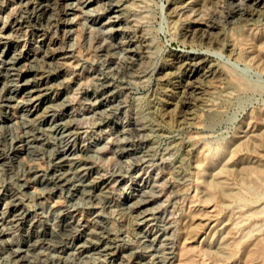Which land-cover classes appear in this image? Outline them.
<instances>
[{
  "label": "rangeland",
  "instance_id": "374dc122",
  "mask_svg": "<svg viewBox=\"0 0 264 264\" xmlns=\"http://www.w3.org/2000/svg\"><path fill=\"white\" fill-rule=\"evenodd\" d=\"M244 3L0 0V264H264V17Z\"/></svg>",
  "mask_w": 264,
  "mask_h": 264
},
{
  "label": "bare ground",
  "instance_id": "6f19581e",
  "mask_svg": "<svg viewBox=\"0 0 264 264\" xmlns=\"http://www.w3.org/2000/svg\"><path fill=\"white\" fill-rule=\"evenodd\" d=\"M241 4V3H240ZM115 7H118V6H116V5H112V9L113 8H115ZM245 7V8H244ZM164 8V7H163ZM76 9H75V7H73V5H71L70 6V8L68 9V12L70 13V12H74ZM238 15H240V20H242V21H250V20H252L253 18H261V17H264V0H245V3L243 4V5H240V7H239V9H238ZM118 13V12H117ZM198 29V28H197ZM206 29V28H205ZM194 30V29H193ZM200 30H201V28H200ZM199 30V31H200ZM205 31H208L209 32V30H208V28H207V30H205ZM195 32V31H194ZM194 32H192V33H190L189 34V36H193L194 35ZM203 32H204V30H203ZM211 34V33H210ZM196 35V34H195ZM204 39V38H203ZM210 39V38H209ZM5 52V50L3 51V53ZM207 52V51H206ZM216 54V53H215ZM204 53H196L195 54V60H193L192 62H193V64L195 65L194 67H195V69L191 72V74L190 75H188V77L186 78V85H184V86H182V89H183V91L185 92V91H189V89H192V91L194 92V89L196 90L198 87V85L196 86V84L198 83V80H199V70H201V68L204 66V62L202 61L203 60V58H204ZM23 59H25L24 58V56L22 57V54L21 55H19V57H16V58H13L11 61H9V62H7V64H6V67L8 68V69H11L12 70V68L14 69L15 67H19V66H21V63H22V61H23ZM192 62H191V64H192ZM187 64V63H186ZM188 65V64H187ZM189 68V67H188ZM37 78V77H36ZM13 81V80H12ZM42 82L40 81V80H38V78L36 79V80H34V82H30V81H27V85H29L28 87H31V86H33V85H35V90H32V88L30 89L29 88V90H26L25 91V95L26 96H28L29 98H32V100L34 101H40L41 99H40V97H41V92L43 91V89L41 88V86H39L40 84H41ZM200 83V82H199ZM36 84H39V85H36ZM184 84V83H183ZM12 86V85H11ZM181 87V86H180ZM16 91V90H15ZM39 92V94H37ZM14 93H16V92H14V90H12L9 94L11 95V97L12 98H16V96H17V93H16V96H15V94ZM19 93V92H18ZM36 93V95H34ZM20 94V93H19ZM186 94V93H185ZM9 95V96H10ZM13 95V96H12ZM188 95V94H187ZM186 95V96H187ZM10 98V97H9ZM11 98V99H12ZM17 99V98H16ZM16 99L14 100V101H16ZM34 101V102H35ZM48 101V100H47ZM10 102V101H9ZM40 103V102H39ZM34 111L33 110H30V109H28L27 111H26V114L24 115V119H26V120H28L30 117H31V115H32V113H33ZM63 117V116H62ZM63 121V120H62ZM5 122V121H4ZM64 128V127H63ZM13 140H16V142H18V140L19 141H22L21 139H18V138H15V139H13ZM24 141H26L27 142V144L29 145L30 144V140L27 138V136H26V138L24 139ZM22 146V145H21ZM21 146H18L17 147V149L20 151V153H21ZM30 147H31V145H30ZM27 150H28V148H27ZM71 151H74V149H70L69 150V148L65 145V146H62L61 147V149L57 152V156L58 157H67V156H70V154L72 153ZM73 154V153H72ZM56 156V157H57ZM68 168V167H67ZM263 168V167H262ZM70 170H72L73 168H69ZM259 170H261V169H259ZM263 172V171H262ZM75 174V173H74ZM77 177L78 178H80L81 180H82V177L81 176H78L77 175ZM52 182H53V184H60V185H65V186H68V185H73V186H76V183L74 182V181H72V179L71 178H69L68 176H64L63 175V173L62 174H54L53 175V177H52ZM82 182V181H81ZM89 186H87V185H80V189L82 190V191H87V188H88ZM17 197V196H16ZM15 198V197H14ZM18 199V198H17ZM20 201V199L18 200V204L17 205H19L21 202H19ZM14 202V201H13ZM16 203V202H15ZM23 204V203H22ZM19 207V206H18ZM15 208V207H14ZM18 209V208H17ZM20 209V208H19ZM25 209V208H24ZM22 211V210H21ZM19 217H20V219H22V220H26L28 217V215H29V213H28V211L27 210H24V211H22L21 213L19 212ZM18 215V214H17ZM16 218V217H15ZM19 221V220H18ZM20 222V221H19ZM30 226L31 227H33V226H35V228L34 229H36V231L38 232V233H40L41 234V236H44V237H46L47 235H46V233L44 232V231H42L41 229L42 228H40L39 229V227H38V225L36 224L35 225V222L34 221H30ZM52 227V226H51ZM71 227V228H70ZM75 228V226H70L69 224H65V225H63L62 226V228H61V231L62 232H67V231H70V230H72V229H74ZM52 234H55V233H53L52 232ZM36 236V235H35ZM38 237V236H37ZM40 237V236H39ZM48 238V237H47ZM42 239H43V237H42ZM45 239V238H44ZM10 243V242H9ZM109 252V251H108ZM16 254H19V251H17V253ZM18 256V255H17Z\"/></svg>",
  "mask_w": 264,
  "mask_h": 264
}]
</instances>
